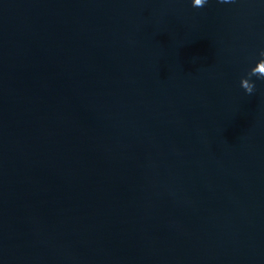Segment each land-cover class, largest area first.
I'll return each mask as SVG.
<instances>
[{"label":"water","instance_id":"water-1","mask_svg":"<svg viewBox=\"0 0 264 264\" xmlns=\"http://www.w3.org/2000/svg\"><path fill=\"white\" fill-rule=\"evenodd\" d=\"M262 50L264 0H0V264H264Z\"/></svg>","mask_w":264,"mask_h":264},{"label":"clouds","instance_id":"clouds-1","mask_svg":"<svg viewBox=\"0 0 264 264\" xmlns=\"http://www.w3.org/2000/svg\"><path fill=\"white\" fill-rule=\"evenodd\" d=\"M220 3H230L233 0H218ZM207 3V0H193V7H203ZM261 59L256 63L255 67L251 68L245 77L241 78V87L247 94H252L255 90V82L252 77L264 80V72L257 71V66L264 64V50L259 53Z\"/></svg>","mask_w":264,"mask_h":264}]
</instances>
